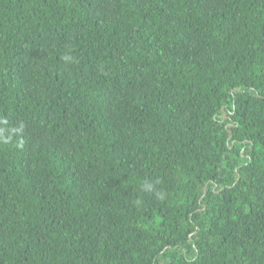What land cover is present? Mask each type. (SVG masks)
<instances>
[{
    "label": "trees",
    "instance_id": "obj_1",
    "mask_svg": "<svg viewBox=\"0 0 264 264\" xmlns=\"http://www.w3.org/2000/svg\"><path fill=\"white\" fill-rule=\"evenodd\" d=\"M0 264H264V0H0Z\"/></svg>",
    "mask_w": 264,
    "mask_h": 264
}]
</instances>
